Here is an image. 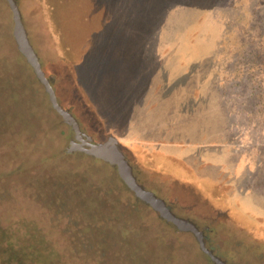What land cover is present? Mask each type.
Masks as SVG:
<instances>
[{
    "label": "rangeland",
    "instance_id": "374dc122",
    "mask_svg": "<svg viewBox=\"0 0 264 264\" xmlns=\"http://www.w3.org/2000/svg\"><path fill=\"white\" fill-rule=\"evenodd\" d=\"M16 1L81 131L117 138L138 182L197 223L222 260L264 264V0ZM75 134L0 0L2 221L23 235L28 217L51 221L86 264H215L116 167L68 151Z\"/></svg>",
    "mask_w": 264,
    "mask_h": 264
},
{
    "label": "water",
    "instance_id": "95a60500",
    "mask_svg": "<svg viewBox=\"0 0 264 264\" xmlns=\"http://www.w3.org/2000/svg\"><path fill=\"white\" fill-rule=\"evenodd\" d=\"M7 1L9 2L10 8L13 12L14 37L19 51L25 56L27 62L33 67L38 80L43 84L45 90L48 92L49 99L54 109L59 112L67 124L71 125L72 129L76 133L75 139L71 140V145L68 151H83L90 156L101 159L116 167L123 181L126 183L128 188L134 192L138 199L152 207L160 214L162 218L173 223L174 226L180 231L192 232L196 236L201 250L208 254L215 264H228L226 261L217 256L212 249L206 246L204 234L194 222L189 219L177 216L164 199L158 197L153 191L145 189L144 186L138 182L133 172V167L126 154L119 146L117 138L110 136L104 142L95 143L92 137L84 134L81 131L76 117L68 109H65L57 99L53 85L50 79L46 76V73L41 66L38 54L30 42L17 1Z\"/></svg>",
    "mask_w": 264,
    "mask_h": 264
},
{
    "label": "trees",
    "instance_id": "16d2710c",
    "mask_svg": "<svg viewBox=\"0 0 264 264\" xmlns=\"http://www.w3.org/2000/svg\"><path fill=\"white\" fill-rule=\"evenodd\" d=\"M13 145L14 144L8 145L6 148L7 152L11 150ZM14 148H16L15 145ZM8 191V187L1 183L0 207L2 208V215L7 212V206L2 203V199L7 196ZM1 214L0 264H55L56 261H58L57 258L63 260L66 258L69 264H86L85 262H77V257H85V252L76 251L71 240H67L65 236L55 232V228L51 224V221L44 222L41 220L39 221V219L34 216L28 217L27 225L29 229L23 235L19 230V227L21 226L20 221L16 220L13 222V219L6 221L9 226L14 227L11 231L7 230V223L2 221ZM41 222L43 225H41ZM38 226L41 227L42 232L38 231ZM58 247H60L62 252L59 251ZM99 257L101 260L97 264L103 262V259L105 258L104 255H100Z\"/></svg>",
    "mask_w": 264,
    "mask_h": 264
},
{
    "label": "flooded vegetation",
    "instance_id": "af4514ba",
    "mask_svg": "<svg viewBox=\"0 0 264 264\" xmlns=\"http://www.w3.org/2000/svg\"><path fill=\"white\" fill-rule=\"evenodd\" d=\"M178 216V215H177ZM180 217V216H179ZM182 218H184V217H182ZM186 219H188V218H186ZM189 220H191V219H189ZM192 221V220H191ZM192 222H194V221H192ZM195 223V222H194ZM196 225H197V223H195ZM198 226V225H197ZM199 228V227H198ZM202 232H203V234H204V238H206V233H205V231L203 230V229H200Z\"/></svg>",
    "mask_w": 264,
    "mask_h": 264
}]
</instances>
